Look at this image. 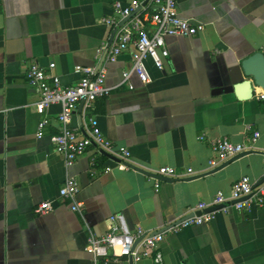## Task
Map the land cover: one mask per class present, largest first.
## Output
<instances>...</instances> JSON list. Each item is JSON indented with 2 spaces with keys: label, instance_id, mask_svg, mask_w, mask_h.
<instances>
[{
  "label": "crops",
  "instance_id": "crops-1",
  "mask_svg": "<svg viewBox=\"0 0 264 264\" xmlns=\"http://www.w3.org/2000/svg\"><path fill=\"white\" fill-rule=\"evenodd\" d=\"M116 1L0 0V264H95L89 236L105 234L112 215L124 214L131 229L161 231L219 191L229 195L242 176L256 183L264 177V100L255 93L243 99L246 89L239 86L250 79L242 61L264 53V0H177L181 16L205 29L189 37L167 36L164 69L147 59L150 81L143 83L134 74V88L123 80L137 53L134 44L114 62L106 57L111 95L97 98L92 108L78 106L70 124L83 131L95 116L116 146L130 149L135 165L154 174L162 166L179 173L209 171L210 139L226 136L243 143L248 124L262 132L250 153L191 180L167 181L119 169L95 147L67 167L50 139L58 129L60 104L49 108L51 123L37 137L41 94L29 84L28 68L38 63L49 71L55 62L53 73L63 86L80 80L78 68L97 69L105 52L97 55V48L112 42L116 33L102 18L114 16ZM131 19L120 22L131 25ZM68 176L79 182L76 198L83 213L60 196ZM49 200L54 210L36 213ZM160 250L163 264H264V206L232 209L209 223L167 231ZM143 263L154 264L150 259Z\"/></svg>",
  "mask_w": 264,
  "mask_h": 264
},
{
  "label": "built area",
  "instance_id": "built-area-1",
  "mask_svg": "<svg viewBox=\"0 0 264 264\" xmlns=\"http://www.w3.org/2000/svg\"><path fill=\"white\" fill-rule=\"evenodd\" d=\"M113 9L114 16L104 17L102 21L116 28L115 37L112 42L104 43L97 48V55L109 49L107 60L114 62L128 50L131 44H134L137 53L133 57L132 67L123 71V80L128 82L130 88H134L131 82L134 74L143 83L150 81L146 69L147 59H151L159 70L164 69V58L169 56L167 36L189 37L205 29L203 23L181 16L177 0H134L133 4H125L117 0L113 4ZM128 16H132L131 25L120 22V18ZM147 23L152 28H149ZM55 67L56 63L51 62L48 71L38 63H33L26 72L29 84L36 87L41 94L36 103V111L41 116L37 137H43L46 127L51 123L49 108L53 104H60L61 110L55 115L58 129L50 136V139L56 151L64 157L67 167L72 166L76 159L90 147H95L98 155H104L105 152L109 154L107 157L119 169H134L130 149L126 146H116L104 134L95 116H90L89 123L83 131L72 128L70 125L82 101L86 108H92L97 98L111 95L113 88L106 84L107 65L102 64L99 69L78 68L77 71L81 72L82 76L73 86L62 85L60 76L53 73ZM255 94L258 99L264 100L263 88L255 89ZM245 131L246 140L243 143L232 142L226 136L210 139L214 153V157L210 160V169L239 153L255 149V143L262 132L253 129L250 124L245 126ZM199 139L204 140L205 136L201 135ZM96 163L97 156L93 155L91 165L95 167ZM111 169L112 166L106 167L107 171ZM156 173L176 178L198 174L193 168L179 173L174 166H162ZM159 186L160 183L157 180L156 190H159ZM79 187L76 177L68 176L60 188V196L71 202L73 211L83 213V204L76 198ZM257 206H264V182L256 184L250 176L244 175L234 182L229 195L219 191L211 202H199L192 211V215L174 222L161 231L151 232L141 226L131 229L126 223L124 214L112 215L113 224L110 229L101 236L92 232L88 239V248L94 255L95 264L99 261L101 264H144L146 259L152 260L154 264H163L164 258L160 244L167 231L177 232L184 227L209 223L216 218L217 214L229 213L232 209L251 211ZM195 209L201 213L196 214ZM53 210L54 202L49 200L41 202L35 211L38 214H46Z\"/></svg>",
  "mask_w": 264,
  "mask_h": 264
},
{
  "label": "water",
  "instance_id": "water-1",
  "mask_svg": "<svg viewBox=\"0 0 264 264\" xmlns=\"http://www.w3.org/2000/svg\"><path fill=\"white\" fill-rule=\"evenodd\" d=\"M131 16H128L127 19H129ZM108 50L109 49H106L102 58H101V61L100 63L98 64V67L97 69H99L101 67V65L104 63L106 57H107V54H108ZM242 68L245 72V74L250 77L249 80H246L244 82H242L241 85H239L240 87H243L246 89V92L245 94L242 95V98L243 99H248L250 97H252L255 93V86L257 87H261L264 89V53L263 52H255L254 54H252L251 56L245 58L243 61H242ZM239 87V88H240ZM84 105V102L82 101L80 104H79V107L83 106ZM251 151H245V152H242V153H239L235 156H233L232 158H230L229 160L219 164L218 166L210 169L209 171L203 173V174H195V175H191V176H188V177H184L182 179H188V180H191V179H195V178H198V177H201L203 175H207V174H211V173H214L220 169H222L223 167L229 165L231 162L239 159L240 157L250 153ZM106 156H109V154H107L106 152L104 153ZM113 157V156H111ZM114 158V157H113ZM114 159H117V158H114ZM133 168L134 169H138L139 171L143 172L144 174H147L149 176H153V175H156V177H159L160 179H163V180H167V181H175L177 179H180V178H176V177H168V176H164V175H161L159 173H156L154 174L153 172H150L140 166H137L135 164H132ZM264 182V177L258 181L256 184H260ZM201 213V211H198L196 212V214H199ZM187 216H185L184 218H187ZM182 218V219H184Z\"/></svg>",
  "mask_w": 264,
  "mask_h": 264
}]
</instances>
